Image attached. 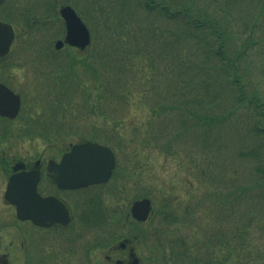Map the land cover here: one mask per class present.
Masks as SVG:
<instances>
[{"label":"trees","instance_id":"1","mask_svg":"<svg viewBox=\"0 0 264 264\" xmlns=\"http://www.w3.org/2000/svg\"><path fill=\"white\" fill-rule=\"evenodd\" d=\"M199 1L88 0L87 11L79 1L69 0L68 3L76 7L90 26L94 42L100 41L95 39L96 26L104 30L106 41L95 52L100 56V50L109 60L107 68L104 61L93 60L96 57L93 50L85 55L77 52L76 69L81 68L84 73L89 72L98 78L104 95L107 90L113 94L120 88L119 82L124 74L132 71L136 62L148 59L151 82L147 85L149 95L147 93L146 97L145 93L142 99L153 112L158 110L155 118H161L159 125L153 126L155 118L152 114L150 122L138 124L139 133L150 135V140L151 133L157 137L160 135L159 138L170 136V140L165 138V147L172 152L186 148V153L191 154L192 169L197 165L206 168L202 163L204 157L208 159V169H217L208 176L202 173L198 180L207 184L206 198L212 196L224 211L215 207L212 211L213 214L219 212L215 217L219 255L209 254L216 249H207V253L194 252L187 238L179 243L160 239L163 263L264 264V0H225V8L219 6L218 9L206 7ZM90 11H96L99 19L92 17ZM235 12L237 16L233 15ZM145 39L150 45L143 46V43L149 44ZM200 51L202 64L196 61ZM65 67H58L56 74L71 71ZM169 68L175 72L179 83L194 71L197 73L194 81L198 76L206 77L202 91L183 85V91L174 89L171 92L168 89L173 90L172 87H167L164 93L160 92L159 79L168 76L166 70ZM156 71L160 72L159 76ZM57 76L60 82L54 91L56 94L52 92L51 111L40 109L41 112L32 115L27 122L34 130L33 134L46 142L58 137L59 129L66 126L59 116L67 109L65 102L71 98L69 92L73 91L75 81V75H69V72ZM191 78L188 84H193ZM104 79L110 82L105 83ZM77 80L80 81L76 74V95L82 89ZM163 112L172 116L171 128L165 125ZM163 122V128L169 133L161 130ZM200 127H205V131L202 132ZM173 128H178L177 134L170 132ZM188 131L191 134L186 137ZM105 136L92 135L90 139H106ZM79 137L76 140H80ZM229 168L233 170L230 173ZM219 169L227 176L222 184H219L222 182L218 179ZM120 193L109 191V198L104 196V201L100 195L87 199V211L82 210L80 225L91 224L102 231L116 224L114 218L120 215L117 211L121 209L116 205L119 203L113 201ZM192 207L195 209V205H191L187 212ZM162 210L154 208V215L162 216L169 225L188 215L184 211V216H179V211ZM128 216L129 210L119 225L131 221ZM144 236L140 231L134 234L135 239ZM100 239L97 248L99 245L112 250L119 237L103 245Z\"/></svg>","mask_w":264,"mask_h":264},{"label":"rangeland","instance_id":"2","mask_svg":"<svg viewBox=\"0 0 264 264\" xmlns=\"http://www.w3.org/2000/svg\"><path fill=\"white\" fill-rule=\"evenodd\" d=\"M33 1L36 0H11L10 4L3 8L5 14H13L14 10L18 9V11H20L19 13H23V15H17V17L12 18L16 22L19 19L21 20V18L25 21H18V25L16 24L17 36L12 51L3 62H0V81L8 84L23 95L24 106L19 120L16 119L12 124L0 121V151L4 150L16 154L17 159H26L28 161L27 163L31 165L34 164L37 159L43 160L45 157H50L49 155L51 153H56L55 157H59L60 151L57 150H64L70 143L78 141L76 140L77 136H80L78 139L83 140L91 135L99 136L105 134L109 142H113V144L115 143L118 146V151H116L118 156V167L108 185L100 188L99 192L103 191L102 194L100 193L102 201H104V196H107L109 191L115 194L121 192L119 196L117 195L118 199L113 201L114 203H119L116 205L121 209L117 211L120 215H117L114 221H117L119 224V221L122 220L121 218H123V216L126 217L131 202L135 197L140 198V196L151 198L155 208H163L162 211L171 209L179 211V213L177 212L179 216H184L188 208L191 207V205H195L194 210L192 207L191 211L187 212L188 215L180 219L179 222H174L172 225L167 224V221H165L162 216L160 218L157 215H155L153 222H148L149 224H139L135 221H129L128 223L123 222L120 230L117 228L114 229V234L116 233L120 238L119 241L122 240L123 237L125 238L130 234H135L137 231L142 233L145 231L147 232L149 238L151 237L150 240L143 238L142 244L141 239L139 240V244L138 242L131 243V247L134 248L137 256L140 260L142 259L141 264L158 263V250L154 243L158 245L160 239L179 243L187 238L194 252L207 253L205 251L207 249H216L214 250V252H216L215 254H213L214 252H209V254L213 256L219 255L218 247H216L219 235L216 234L218 223L215 218L219 212L215 213L214 211L216 216L212 213L213 207L220 209V207H218L219 203L216 199L213 200L212 196L206 198L209 190L207 184L204 181L201 182L198 180V176H201L202 173L208 176L212 174V172H217V169L214 170V167L208 169V159L206 157L202 159V163H205L206 168L203 169L200 165H197L195 169H192L190 168L191 154L186 153V148L184 151L177 150L176 152H172L165 147V142L170 140V136L159 138L160 135L157 137L151 133L152 139L150 140V135L147 137L139 133L141 131L138 130V124L150 122L152 114L155 118L156 113H158V110L153 112L152 107L147 105L142 99L145 93L146 97L147 93L149 95L147 88L148 83L151 82L149 81L150 74L148 73V66L150 67V65L147 66V63H150L149 60L144 59L142 63L136 62L137 64H134V69L124 74L122 81L119 82V86L117 85L120 87L117 89L119 93L115 91L111 94L107 90V94L105 93L104 95L103 85L99 84L97 81L98 78H95V76L89 72L84 73L83 69L79 67V71L76 69L77 52L80 55H85L89 50L95 52L98 47L101 49L100 45L106 41L104 39V30L96 26L95 39L97 38L100 41L96 43L94 42V38H92V44L84 49L63 47L56 50L54 46L55 42L57 40H62L65 34L64 22L59 16V10L60 7L66 2L68 3L69 0H50L52 1V5L47 8L39 5V3H31ZM45 1L46 0H41L40 3L45 5ZM77 1H79L87 11L89 10L87 7L88 0ZM81 1H85V4ZM199 2L206 7L209 5L216 9H218L219 6H224L225 8L226 4L225 0H200ZM90 12L92 17L99 19L96 11ZM233 15L237 16L238 13L235 12ZM29 21L33 22V26ZM160 21L162 22V20ZM26 22L28 27H26ZM159 25L163 27V24ZM236 25L238 26V22ZM31 28L33 33L30 31ZM142 29L144 32L143 26ZM145 43L149 44L143 43V46L150 45L147 39H145ZM41 51H43V55L46 54V57L49 54H54L57 58L60 56L59 59L56 60L57 62L52 63L53 67H50V62L39 53ZM98 53L100 56H97L96 53V57H94L93 60L97 62L104 61L105 67L109 68L107 63L109 61L108 56L105 55V57L102 55L100 50H98ZM197 55L196 61L197 63H201V51ZM37 58L40 59L41 63H38ZM41 58L45 60L43 61ZM34 61L46 68L47 71L44 75H42V73L40 74L38 64ZM166 65L165 63L164 66ZM60 66L62 68L66 66L71 71L57 73L58 75L68 72L69 75H75L73 92H71L72 96L69 92L71 98H68L65 102L67 109L65 108V110H62V115L59 116L63 124H66L65 127H61L60 131H58L62 139L58 140L54 145L46 141L42 143L33 141L31 134L34 132L32 130L30 131L29 126L28 128L26 127L27 122L32 115L41 112V110L45 108L51 111L52 105L50 101L53 98L52 92L56 94V92H54L55 85L60 82L59 77L56 78L57 74L54 69ZM159 66H161V64H159ZM203 67L204 66L201 65V68ZM161 69L162 66L160 67V70ZM170 70V68L166 70V75L168 76L165 77L164 80L163 78L159 79L160 88L158 89L160 92L164 93L167 87H172L173 90L167 88L168 91L171 92H173L174 89L183 91V85L194 87L195 90L202 91L203 81L206 77L198 76L196 81H194V77L197 74L194 71V73H190L186 79H183L179 83L180 80L176 78L175 72H171ZM159 71L155 72L158 76L160 75ZM76 74L80 79V81L77 80V83H79V87L82 88L79 92L80 94L77 95ZM191 76L193 84H188V79ZM104 82L108 83L110 81L109 79L108 81L104 79ZM111 86L112 88L114 87L113 82ZM150 89L152 88L150 87ZM172 100H174V97H172ZM171 102L174 105L173 101ZM70 104L71 106L69 107L68 105ZM173 112L174 111H172V113ZM163 116L165 125L171 128L172 116H168L166 112H163ZM160 118L161 116L152 120L153 126L159 125ZM164 122L160 126L161 130L163 129L169 133L168 130L163 128ZM20 128L22 138L16 139L17 141H14L13 145L12 142L6 140L4 135H2L3 133H1L3 129L11 133V130L15 132L19 131ZM23 128H27V132L24 131ZM200 128L202 132L205 131V127ZM170 132L172 134H177L178 128H173ZM161 134L163 135L162 132ZM190 134V131H188L186 137L190 136ZM15 136H17V134H15ZM165 138H167V140ZM8 142L10 143L8 144ZM181 145L185 147L183 143ZM195 150H197V148H195ZM231 170L230 168L228 169L229 173ZM237 176L238 174H236V177ZM224 177L227 176L219 169L218 179L222 181L219 184L224 182ZM90 193L91 190L81 192V194L78 193L76 194V198L84 199L82 197H89V199H91ZM0 194H2L1 190ZM68 195L72 198L74 197V194L69 193ZM108 198L109 196L106 197V199ZM167 200H169L168 204ZM1 204L3 207L2 202ZM116 205L114 206L116 207ZM165 205H168V207H165ZM2 207L0 206L1 213L5 216L6 227L1 224L4 235L1 245L2 247L6 245L10 246L11 262L24 264L25 259H21L19 247L22 246V243L24 247H26L24 241L26 223L14 217L15 213L11 206L7 205L5 207L7 210H2ZM9 209L11 210L9 211ZM220 210L224 212L222 208ZM85 211H87V205ZM183 211L184 213H182ZM90 225L91 224H86L83 225L82 228L78 227L76 229V236L73 231L69 232V237L66 232L63 234H54L52 237L43 235L34 236L35 240H38L39 246H41V242H46L49 247L48 250L41 251L39 255L49 259L47 264H115L117 258H128L127 255L118 252L112 256L113 260L111 262L107 261L106 255L109 254V249H96L92 246L95 240L98 239L99 232L97 228ZM154 231L155 235L152 233ZM145 241H147V244ZM125 253H127V251ZM17 256L18 260L14 261Z\"/></svg>","mask_w":264,"mask_h":264},{"label":"water","instance_id":"3","mask_svg":"<svg viewBox=\"0 0 264 264\" xmlns=\"http://www.w3.org/2000/svg\"><path fill=\"white\" fill-rule=\"evenodd\" d=\"M4 0H0L2 3ZM67 26L66 42L74 46L85 47L90 41V33L81 18L70 6L61 9ZM11 26L0 21V57L5 55L13 40ZM62 41L57 47L62 46ZM20 107V97L3 84H0V114L15 117ZM115 166L112 150L102 144L86 142L73 145L65 153L60 163L51 161L47 171L53 181L62 189H75L90 184L107 181ZM21 167L17 165L16 168ZM33 178V179H32ZM37 176L34 173H17L10 178L6 199L17 206L20 219H32L39 225L53 222L68 223L69 214L65 205L52 196L42 197L36 191ZM151 210L149 199L137 200L131 207L134 218L144 221ZM125 247V243H121ZM130 264H138L135 258Z\"/></svg>","mask_w":264,"mask_h":264},{"label":"flooded vegetation","instance_id":"4","mask_svg":"<svg viewBox=\"0 0 264 264\" xmlns=\"http://www.w3.org/2000/svg\"><path fill=\"white\" fill-rule=\"evenodd\" d=\"M1 119H3L7 124H10L13 122V121H10V120L4 119V118H1ZM18 161H21L22 163L25 164L23 169L36 168L40 171L41 177H40V181H39V186L41 185L43 178H44V175H43L44 167L42 166V160L38 159L35 161L34 164L29 165V163H27L28 161L26 159L25 160L24 159H17L16 154L8 153L7 151H0V182H2V183H0V190L2 191V194H0V206L2 207V204H1V202H2L3 203L2 210H7L5 207L8 205V206H11L13 208V211H14L13 205H11L5 199L4 192H5V189H6V186H7V183H8L10 176L15 172L14 167ZM3 184H4V186H3ZM10 210L11 209H9V211ZM11 216H12V214H11ZM14 217H16V216H14ZM21 222L26 223V225H27L26 230H25V236L27 237V240L30 242L33 240V235H34L35 230H37V232L42 231L45 236H47V235L53 236V233L58 234V233H61V231L63 230L62 229L63 227H61L59 225H54V226H51L49 228H39V227L34 226L31 221H21ZM1 224L5 225L6 223H5V216L1 213V208H0V264H10V251H9L10 246L6 245L5 247H2V245H1L2 240L4 239V235H3V231H2L3 228L1 226ZM5 227H6V225H5ZM19 248L21 251L20 252L21 259L23 258L29 262L28 264H31L32 263L31 261L33 260V255H34L33 254V248L31 249V247H29V246L27 248H25L23 243H22V246ZM45 250L44 249L40 250L38 248L34 249V251L37 254H40L41 251L43 252ZM38 258H40V261L43 264L48 263L49 259H46V257L39 256ZM111 258H112L111 256H108V259H111ZM121 259L124 261L123 264H126L128 261L124 257ZM15 260H18V256L14 259V261ZM13 264H18V263L13 262Z\"/></svg>","mask_w":264,"mask_h":264}]
</instances>
